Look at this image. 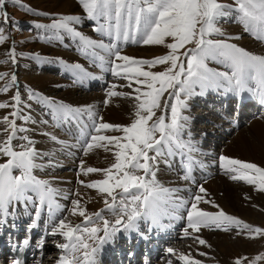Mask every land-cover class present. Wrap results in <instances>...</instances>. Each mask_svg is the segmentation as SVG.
Listing matches in <instances>:
<instances>
[{"label":"snow or ice","instance_id":"snow-or-ice-1","mask_svg":"<svg viewBox=\"0 0 264 264\" xmlns=\"http://www.w3.org/2000/svg\"><path fill=\"white\" fill-rule=\"evenodd\" d=\"M6 2L7 0H0V10L5 8ZM11 2L26 7L21 4V0H11ZM78 2L88 19L99 21L103 17L109 22L114 21V24H109V35H112L111 28L114 27L116 38L122 37L127 41L130 38L129 32L134 26L141 34L145 45H164L170 49V52L152 60H137L121 55L115 50V45L109 47L97 43L76 31L73 25L80 23L78 16H61L54 19L50 25H37L38 28L70 33L79 39L83 49H106L109 55L114 57L112 74L127 79L129 87L133 83L141 86L135 89L136 95L133 97L137 102L133 122L128 126L94 122V131L97 135H91L89 142L85 144V152L101 147L105 151L115 149V162L111 167L107 169L89 167L83 171L85 174L104 173L105 179L84 186L96 189L111 198V202L105 199L104 203L116 215V219L114 222L109 221L101 215V212L93 213L91 216L86 215V209L80 207V200H73L72 214L84 217V221L73 226L66 223L65 219H61L53 227L50 234L53 236L59 234L66 241L57 245L64 253L57 264H96V254L102 245L118 232L137 231L139 220L150 221L153 227L162 228L164 225L161 221L171 215L170 209H178L186 203L182 200L176 203L173 200L176 190L165 188L158 182L155 161L157 156L164 154L165 148L170 156L177 154L175 150H179L178 154L186 156L189 161L184 165L186 173L183 179L190 178L191 154L198 149L190 140L185 142L182 139V133L190 120V117L182 114V110L187 109L189 99L195 95H203L209 89H223L238 97L245 92L258 95L259 102L264 105V56L253 54L234 43L208 38L213 34L223 36L224 33L217 27V22L235 11L245 32L257 41L264 42V0H233L232 4H225L220 0H78ZM0 19L3 23L9 22L6 11ZM104 29L105 26L101 25L97 30ZM3 33V28H0V44L7 39ZM168 38H171L172 42L166 43ZM132 39L135 41L134 36ZM189 45L192 47H188ZM6 55L15 63L14 48ZM208 59H215L225 64L230 69V74L211 70L206 63ZM156 65H164L165 68L159 72L145 70V66L151 69ZM72 67L83 75H88L79 64ZM6 75L0 73V79H4ZM16 79L14 74L11 75L13 83ZM116 87L112 85V88ZM141 88L146 90L142 91ZM3 91H8V88L5 87ZM166 92L175 98V103L169 104L164 99ZM108 95L123 94L110 90ZM14 99L17 104L20 103L18 93ZM162 99L164 103H161ZM107 104L108 100H105V105ZM6 107L8 105L0 104V108ZM157 110H170V122H166L163 114L157 117ZM82 113L92 115L90 108H71L63 104L58 105L54 110V116L62 120L74 118ZM11 115L17 116V112H12ZM153 117H156L155 121L149 124V121H153ZM3 119L6 125L3 131L8 135L0 144V154L8 159L0 163V222L9 215V209L15 202L32 201L33 198L28 195L29 193L35 194L37 198L35 201L37 219L45 206L52 214L54 209L59 210L61 207L55 199L58 193L47 181L37 179L33 175V169L39 165L35 163L38 153L31 147L32 141L28 137H22L28 140V144L21 145L23 149L21 151L14 150L12 140L17 132L15 121H10L8 117ZM100 119L102 120V117ZM102 130L122 132L123 136L99 134ZM157 133L159 138L156 137ZM52 139L56 138L52 137ZM150 152H154L155 155H149ZM220 162L221 167L226 169L233 181H244L264 192V168L225 156L220 157ZM14 171H18L19 175H14ZM80 183L84 182L80 181ZM117 189L120 190L119 203H117V195H114ZM199 191L205 193L203 187H200ZM202 200V196H195V202L187 212L188 224L184 232L185 236L189 235L188 229L199 232L202 227H215L224 232L235 228L237 235L246 234L249 238L264 236V229L252 227L226 214L223 210L212 213L200 209L198 203ZM204 202L209 203V201ZM213 207L219 206L213 205ZM93 217L96 220H93ZM98 221H102V228L96 226ZM101 231L103 235H99ZM194 239L198 240L200 245L207 244L199 237ZM24 243L27 245L28 241L25 240ZM173 251L171 248L168 249L169 253ZM200 255L205 254L200 253ZM181 259L186 264H201L199 260L190 259L188 256H183ZM261 260H264V253L251 261H248L247 257L237 258L234 264H245V261H248V264H257ZM16 264L19 262L17 261Z\"/></svg>","mask_w":264,"mask_h":264},{"label":"bare ground","instance_id":"bare-ground-1","mask_svg":"<svg viewBox=\"0 0 264 264\" xmlns=\"http://www.w3.org/2000/svg\"><path fill=\"white\" fill-rule=\"evenodd\" d=\"M45 2H46L45 0L41 1V4ZM73 6L74 4H72V2H70L69 0H55L54 2L55 9L53 10H56L57 8H61V7L66 8ZM237 21L238 23H240L239 20ZM101 25H105V24H101ZM108 30H109V25H106L107 35H102L100 36L99 39L102 40L103 43L107 42L106 39L113 40V45L116 46L115 50H118L121 55H128L129 57L136 56L134 58H139V59L156 57L157 51H155V48L145 47L143 49H135L129 51L127 50L128 45H131V47L136 46L137 39L139 40L140 38V36H137L138 38L135 37V41H133L131 33L132 31L137 32L136 30L135 31L133 29L130 30L129 32L130 38L127 41L124 40L122 37L120 39H117L116 35L113 34L109 35ZM113 30H115L114 27L111 28V32ZM240 30L236 26H231L228 27L227 29L225 27L224 29L226 33L225 36L231 35L229 36L231 40L229 41L226 40L225 42L234 43L238 47L244 48L253 54L264 56V42L257 41L254 38L253 41L242 39V34H241L242 31ZM132 35H136V34H132ZM234 37H240V38L233 39ZM257 42H260L261 44H257ZM142 44L143 41H141L138 44V46ZM104 45L108 46L109 44H104ZM109 47L111 46L109 45ZM100 51L101 53L98 55H96L95 53H88L89 59L90 57H92L93 60L95 61V64L90 67H93L95 71L104 75L105 77L109 76L112 78L113 77L112 69H110L107 65H105V63L107 64L109 63L108 58H110L111 55H109L106 49H102ZM73 52L76 56L78 55V52H76L75 50H73ZM210 60L211 61L207 63V65L213 71L223 72L222 70H219L218 67L213 68L212 67L213 62L223 66L224 68L227 67L225 64L219 62L218 60L215 59H210ZM52 65L53 64L50 65L47 64L45 65V67H47V69H52L53 67H56V65H54L53 67ZM67 67L71 69L66 70L64 72L67 74V76H71L75 79V82L70 84H73L74 86L80 88L81 85H83V79H82L84 76L83 73H80L79 75L78 70L74 69L70 63L67 65H60L59 68L62 70V69H66ZM84 72L89 73L92 71L86 72V70H84ZM97 72L94 73L92 72L91 77L95 76ZM102 75H101L102 79H100L101 81H98L97 84L95 81L92 80L90 85H85L82 88L85 89L103 88L104 86L101 85H104L105 82ZM113 79L115 78H112V80ZM35 80L42 83H47V84L50 83V80L48 78H43V79L38 78ZM17 83H19V87H22V84L18 82V80ZM198 90L199 88L197 87L196 91L198 92ZM70 91H71L69 92L70 95H75L72 94L73 90ZM197 98H200L199 100L201 102L207 101V103L200 104L199 102V104L201 105L200 109L203 108V110H200L197 113L191 112V116L189 114L190 120L193 122L196 121L198 122L203 120L204 123L209 124V127L211 126L210 124H212L213 126H211L210 129H208V126L203 129L201 128V130L198 129L200 132H197L196 129L192 131V134H195L196 137L200 138L199 141L201 142H197L196 140H193L196 142V145H198V147L196 146L195 147L198 150L200 148V150L191 154L192 170L190 173V178L183 179L186 173V169L184 165L189 163V161L186 156H182L178 154L179 150H175L177 154L171 155V159H169L170 155H168L167 148H165L164 158L167 159L164 161L162 160V158L158 157L159 159L157 163L160 164L161 168L164 165L166 169L164 167L163 169L168 173H166L164 176L163 173L158 170V168L156 170V177L158 182L165 188L176 190L173 194V200L176 203H179L181 200L185 201L186 203L178 209H170L171 215L165 217L161 221V223L164 225V227L162 228L153 227L150 221L139 220L137 231L127 232L122 230L118 232L112 239H110L107 243L102 245L100 251L96 254V264H109V262H113V264H174L175 262L174 259L176 260L178 259L176 263L179 262V264L181 263L186 264V262L183 261L180 257L175 256L176 254H180V255L183 254L182 257L188 256L190 259L199 260L201 264H228V256L232 253L231 252L229 254V251H233V248L236 246L233 247L234 242H232L231 241L232 239L230 240L226 236L228 234H225L224 231L217 229L215 227H209V228L202 227L199 232H193L191 229H188L189 235L188 236L184 235L185 229L187 228V224H188L187 212L190 209L191 204L195 202V196L197 195L203 196V202L198 203V207L200 209L212 213L223 210L226 214L236 217L241 221H243L244 223L251 225L252 227H257L258 226L257 224L260 223L264 224V215H262V213L259 212V210H257V209L264 210V208L262 207L264 206V196H260V198L258 199L252 198L250 195L251 194L253 195L255 191L252 190H255L256 187L253 188V185L252 186L250 185L252 190L248 189L247 192L248 195L245 196L246 198L244 197L238 198V202H240L242 205L247 207L248 213H250V217H248V215L245 213L240 214L234 212L233 211L234 208L232 206L233 204L232 197L231 195L227 194V190L230 189L231 186H237V185L236 184L231 185V183H229L230 181L231 182L233 181L232 179L224 180L222 178H219L221 172L223 173L225 171L224 176L228 175L229 173L226 171V169L219 166L221 162L220 161L218 162L217 159L214 158L217 156L214 154L215 148L212 146V144L210 143L206 144V142L205 143L202 142L204 140H207V136L214 137L215 140H218L219 135L222 136L223 134H230L232 130L236 131L237 129H239V127L243 126V124L245 125L248 124V127L246 128L247 130L245 132L238 133L236 138H234L233 142L231 141L230 144L234 146L233 147L234 150L242 151L243 153L249 155L250 157L257 158L259 164L257 163L254 164H257V166L259 167L263 166L262 168H264V121L261 120V118L264 119V105H262L259 102L258 95H253L251 93L245 92L238 97L231 92H225L223 89H218V90L209 89L203 95H195L190 100L191 102H194L193 104H196L198 103ZM220 101L222 103H220ZM234 101L238 102L237 104H239L238 105L239 108H237L238 110L235 111V116L230 117V115H228L227 113H230L232 112V110H235ZM216 103L218 104L219 108L215 107ZM133 104L134 103L132 104L125 103L122 104V106L109 108L108 110L114 109L115 115L114 113H112V115L123 117L122 121L125 123L128 120V116L130 115L131 111L135 110L134 109L135 104L134 107ZM220 105H222L223 108H221ZM246 106L253 109L248 110L246 109ZM213 108H216L217 111ZM49 110L53 114L52 127H54V129L57 130L60 134L64 136L66 135V137L68 139H71V141L74 142V144L80 146L81 151H85L86 142H89L90 136L95 134L94 131L95 120L87 118L86 116L83 115V113L78 115L79 117L78 119L75 118H69L68 120L57 119L56 116H54V109L52 107H49ZM258 110L259 112L257 114L261 113L262 116L260 119H254L257 115L255 114V112H257ZM50 111H46L44 115L47 116L48 119L50 117ZM246 112L250 114V117H247ZM82 115L86 118L85 120L82 119L83 117ZM73 120H76V122H73ZM81 121L83 122L81 123ZM248 135L251 138L250 140H246L247 139L246 136L248 137ZM188 139L190 140L189 137H185L184 140L188 141ZM208 145H210V147H208ZM114 151H115L114 148L110 151H105L104 148H102L101 151L97 152L95 158H93L92 160L90 159L85 160V162L89 161L88 163L89 165H87V167H90L91 165L94 167L96 164L97 166L99 165V167L102 166V168L104 169L109 168L115 162ZM225 151L226 149H223V152H220V154L224 153ZM227 153L230 155L231 150H228ZM151 155H154V152H152ZM70 159L77 160L78 158L74 157ZM71 162L73 161L67 162L70 163L71 165L69 167H72L73 165ZM197 170H203L204 173L206 174V177L203 175L199 177L197 175L198 173L196 172ZM168 174L171 176L173 175L175 177H171ZM103 176L99 175L97 177L96 175H94L92 178L89 179H85L84 177H82L81 179L74 180V182L76 183L77 181L79 184H81L80 181L91 182L95 180H100L103 178ZM216 177H218V179H214ZM69 178L71 179V177ZM200 187H203L205 189V193L210 192V194H208L207 196L201 193L199 191ZM64 192H68V191L64 190ZM64 192L62 191H60L59 193L57 192L58 194L55 197L56 202L61 206L60 209L59 210L54 209L53 213L50 214L47 210V207L45 206L41 210L39 219H37L35 216V210L37 206L35 201L37 198L33 193L28 194L32 196L33 198L32 201L15 202L10 207L9 215L7 217H4L2 222H0V264H4V263L16 264L17 261L19 262V264H45V263L48 264L47 262H52L53 264V261L55 259H52V257L46 259L47 254L50 251H52L54 247L59 249L57 247L58 244H62L66 242L61 235L57 234L53 236L50 234L53 227L59 223V220L62 219V217H64L63 219L66 220V223L73 226L77 224H82L84 221V217L72 214L73 204L71 201V194L70 193L67 194ZM258 195L259 194H257V196ZM74 198H75L74 200H80V207L86 209V215L91 216L93 213L101 212V215L105 219H108L109 221L114 222V220L116 219V215H114L113 212L109 210L104 203L105 199L110 198L106 194L95 193V191L90 193V191H86L85 189H81V190L79 189V195H76ZM235 198H237V195H235ZM204 201H209L211 204L218 205L219 207L218 208L213 207L205 203ZM117 203H119V201ZM252 207L254 208L253 210ZM93 220H96V218L93 217ZM33 222H35V226H33ZM96 226L102 228L103 227L102 221H98ZM99 235H103V232L101 231ZM242 235L244 237V235L246 234H242ZM186 237L188 238L190 237L191 239H194V237H199L200 239H204L207 242V244L200 245L198 241H193L187 243V247L185 248L182 247L179 249L176 248L177 245L182 240H185L184 238ZM212 238L216 240L213 242ZM25 240L28 241L29 250L27 252L26 257H24L22 260H19L15 253L23 244H25L24 243ZM239 240H240V244L238 243L239 241L237 240L238 241L236 243L237 245H241L242 243H245L244 241H241V239ZM88 242L92 243V241H88ZM248 244L249 243L242 246L244 247V249H248L247 247H249V250H252V252L254 247H256L258 250V247L261 245L260 242L257 243V245L254 244L253 242L252 243L250 242V245ZM211 246H213L214 248L218 247L219 250H213ZM169 248L174 250L173 253L168 252ZM238 248L241 252L242 247L240 246ZM128 249H131L130 250L131 252H135V256H131L129 258L130 261L128 259H127L128 261H126L125 258ZM177 251L180 253H178ZM8 252L11 254L12 257L11 259H9L10 254ZM144 253L148 255V258H146L142 262V255ZM200 253H204L205 255H200ZM63 254L64 253L61 250V253L60 255H58V258H60V256ZM78 255H80V253H78ZM240 256L241 255H238L237 257ZM55 257L57 256L55 255ZM55 262L54 263L57 264L58 261Z\"/></svg>","mask_w":264,"mask_h":264},{"label":"rangeland","instance_id":"rangeland-1","mask_svg":"<svg viewBox=\"0 0 264 264\" xmlns=\"http://www.w3.org/2000/svg\"><path fill=\"white\" fill-rule=\"evenodd\" d=\"M41 1H44V0H21V4L25 5L26 7H20L18 5L13 4L11 0H7L5 8L3 10H0V17H2V14L4 11L7 12L8 17H9L8 23H3L2 19H0V28H3L4 30L3 34L7 37L5 42L3 44H0V73L7 74L4 79H0V104L8 105V107L6 108H0V144H2L3 141L7 139L8 133L3 131L4 128L6 127L3 118L8 117L10 121H15L16 128H17L15 138L12 140V145H13L14 150L16 151L23 150L21 148V145H27L28 140L22 139V137H28V139L32 141L31 147L35 148L36 152L38 153V156L35 158V163L39 165V167L33 169V174L37 177V179L44 180V181L48 180L47 182L49 183V185L52 188L57 189L58 193L60 191L64 192V190L65 191L67 190L68 192H64V193H67V194L70 193L71 201H73L75 199L74 197L76 196L75 194L79 193V189L80 190L85 189L86 191H90V193L94 191L95 193H100L98 190L90 189L88 187H85L84 185L105 179L104 173L95 172V173L85 174L83 170L89 168L87 167V165H89L88 164L89 161L85 162V160L87 159L92 160L93 158H95L97 155V152L101 151L103 147L93 148L92 150H89L87 152L81 151L80 146L74 144V142H72L71 139H68L66 135L64 136L60 134L57 130L54 129V127H52L53 126L52 125L53 124L52 123L53 114L49 110V107H52L55 110V108L58 105L63 104L71 108H90L92 115L90 116L88 113H83V115L86 116L87 118L95 120L96 124H99L101 122H106L112 125H120V126L127 125L128 126L135 119L134 113L136 111V108L134 107V104L136 105L137 103L135 99L133 98L136 95L135 89L141 86L133 83L132 86L129 87L128 86L129 81L127 79H124L122 77H117L112 74L113 76L112 78H115L112 80L111 77L109 76L105 77L104 75L95 71L93 67H90L95 64V61L93 60L92 57H90L89 59L88 53H95L96 55H98L101 53L100 50L102 49H99V48L93 49V50L83 49V45L81 44L79 39L77 37H74L70 33H66L63 31L56 32L48 28H38L37 27V25H45V26L50 25L51 23H53L54 19L59 18L61 16H67V15L78 16L80 17V23L74 24L73 25L74 29L80 32L82 35L87 36L88 38H90L91 40L97 43H103L102 40H100L99 38L102 35H107L106 25H109L110 23L114 24V21L109 22L106 18H103V17L100 18L99 21L88 19L86 12L84 11L83 7L78 2V0H69L70 2H72V4H74L73 7H66V8L61 7V8H57L56 10H53L55 9L54 8L55 0H45L46 2L42 4H41ZM220 2L225 3V4H232L233 0H220ZM29 9L31 11H29ZM35 13H46L47 15H36ZM237 16H238V13L235 11H232L229 14V16H227L226 18H221L217 22V27L224 33V35L219 36V35L213 34L212 36L208 38L214 39V40L229 41L231 40V38L229 37L231 35L225 36L226 33L224 29L225 27L227 29L228 27L236 26L239 30L241 29L240 31H242L241 32L242 39L253 41V37L249 33L245 32L244 26L241 23H238ZM101 24H105L104 25L105 29L98 31L97 29L100 28ZM131 29L135 31L134 26ZM112 34L115 35V30L112 31ZM132 34H136V35H132ZM131 36L132 37L140 36V38L139 40L137 39L136 46L131 47V45H128V48H127L128 51L135 50V49H143L145 47L155 48V51H157L156 57L167 55L170 52V49L166 48L164 45L144 46L145 44L143 43L142 44L143 46L142 45L138 46V44L142 41V36L139 32L132 31ZM106 40L107 42L103 44H109L110 46L113 45V40L111 39H106ZM170 42H172L171 38H168L166 40V43H170ZM257 44H261V43L257 42ZM188 47H192V45H189ZM13 48L15 50V63H13L11 58L8 55H6ZM73 50L78 52L77 56L74 54ZM134 57L136 56H132L131 58H134ZM113 58L114 57L111 56L110 58H108L109 63L108 64L105 63V65H107L110 69L113 68V63H112ZM135 59L152 60L154 58H140V59L135 58ZM181 59H184V57H181ZM79 60H82V61H79ZM210 61L211 60L208 59L206 63H209ZM69 63L72 66L79 64L82 69L86 70V72L87 71H92L93 73L97 72L96 75L93 77H91L92 72H89V73L87 72L88 75L87 76L84 75L82 78L83 85H81L80 88H82L85 85H90L92 80L95 81L97 84L98 81H101L100 79H102L101 75L103 76L104 82H105V84L101 86H104V87L101 89H95V88L94 89H90V88L80 89L77 86L70 84V83L75 82V79L71 76H67V74L64 71L69 70L71 68L67 67L66 69H62V70L59 68L60 65H67ZM117 63H122V62L117 61ZM47 64L48 65L53 64L52 67L54 65H56V67H53L55 69H53L52 67H51L52 69H47V67H45V65ZM212 67L213 68L218 67L219 70H222L223 72H228L230 74V69L228 67L224 68L223 66L217 63H214V62L212 63ZM164 68H165L164 65H156L154 68H151V69H148L147 66H145V70H151L153 72L162 71L164 70ZM13 74L17 77L15 83L11 81V75ZM79 75H80V72H79ZM38 78L40 79L48 78L50 80V83L47 84V83H42V82L35 80ZM95 78H98V79H95ZM17 80L18 82L22 84V87H19V83H17ZM112 85H116L117 87L112 88ZM5 87L8 88V91L6 92L3 91ZM70 90H73L72 94H75V95H70L69 94V92H71ZM110 90L115 91L117 93L122 92L121 94L123 95L109 96L108 92ZM141 90L144 91L146 89L141 88ZM17 93L20 96L19 104H17L14 99ZM181 98H183V96ZM164 99H166L169 104L175 103V98L172 96H169V93L167 92L164 93ZM164 99H162L161 103H164ZM199 99L200 98H197L198 103L196 104H193L194 102H191V100L189 99L187 101V103H189L188 107L187 109L182 110V114L189 117V114L191 116V112L197 113L200 110H203V108L200 109V106H201L200 104L201 103L206 104L207 101L201 102ZM105 100H108L107 105H105ZM234 102H235V105H234L235 110H232V112L227 113L228 115H230V117H234L235 111L238 110L237 108H239L238 107L239 104H237L238 102L236 101ZM125 103L126 104L134 103L133 107L135 110L131 111L129 115L130 117L128 116V120L124 123L122 121L123 117L112 115V113H114V109L113 110H108V109L122 106V104H125ZM220 103L222 102L220 101ZM220 106L221 108H223L222 105ZM215 107L219 108L217 103L215 104ZM216 108H213V109L216 110ZM246 109L252 110L253 108L246 106ZM46 111H50L49 119L47 116H44ZM12 112H17V116L13 117L11 115ZM258 112L259 110L255 112V114H257ZM162 114L165 115L166 122H170V115H171L170 110H165V111L157 110L156 112L157 117ZM246 115L247 117H250V114L247 113ZM261 116L262 114L259 113L256 115L254 119H260ZM83 117L82 119L85 120L86 118L85 117L83 118ZM101 117H102V120L100 119ZM74 118L78 119L79 117L76 116ZM155 119L156 117H153V121H149V124L153 123ZM261 120L264 121V119L262 118ZM73 122H76V120H73ZM82 122L83 121H81V123ZM192 122L193 121L189 120L187 127L184 129L182 133V139L184 140L185 137H189L190 141L193 142L196 147H198V145H196V142L193 140H196L197 142H201L199 141L200 138L196 137L195 134H192V131L196 129L197 132H200L199 130H201V128L203 129L208 126V129H210V127L213 125L210 124L211 126L209 127V124L204 123L203 120L198 121V122L196 121L193 123ZM247 127H248V124L246 125L243 124V126L239 127V129H237L236 131L232 130L230 134H223L222 136L219 135L218 140H215L214 137L209 136L210 137L209 138L207 136V140H204L202 142L204 143L206 142V144H209V143L212 144V146L215 148L214 154L218 157V158L217 157H214V158L217 159L218 162L220 161L221 156H225V157L232 158V159H239L244 162H251V163L253 162V163L259 164L257 158L250 157L249 155L243 153L242 151L234 150L233 148L234 146L230 144L231 141L233 142V139L236 138L237 134L241 132H245L247 130L246 129ZM19 129H24L25 131H20ZM99 134L108 135V136H113V135L123 136L122 132H115V131H103L102 130V132ZM94 135H97V133H95ZM52 137H55L56 139L53 140ZM156 137L159 138V133L156 134ZM246 138H247L246 140L251 139L249 135L248 137L246 136ZM188 141H185V142H188ZM208 147H210V145H208ZM223 149H226V151L220 154V152H223ZM228 150H231L230 155L227 153ZM151 154L152 152L149 153V155ZM164 155L165 153L163 154V156L161 155V156L156 157L155 165L157 166L156 170L158 168V170L161 171L163 175L165 176V174L168 173L167 171H164L163 169V167L165 168V166L163 165V167L161 168L160 164L157 163L159 158H162V160L164 161L167 159V158H164L165 157ZM74 157L78 159L77 160L70 159ZM7 159L8 158L5 157L3 154H0V163L6 162ZM169 159H171V156ZM69 160L73 161L71 162L73 164L72 167H69L71 165L70 163H67V162H70ZM219 166H221V164ZM90 167L96 168V169H104L102 168V166L99 167V165L97 166L96 164L94 167L92 165ZM262 167L263 166H261V168ZM196 172L198 173L197 175L199 177H201L202 175L206 177V174L204 173L203 170H197ZM138 174H142V173H138ZM224 174H225V171L223 173L221 172L219 178H222L224 180L231 179V178H228L230 177V174L226 176H224ZM14 175H19V172L14 171ZM94 175H96L97 177L99 175L100 176L104 175V176L100 180H95L91 182L83 181L84 182L83 184H79L77 181L76 183L74 182V180L81 179L82 177H84L85 179L92 178ZM63 177L65 180L63 179ZM69 177H71L72 180ZM171 177H175V176L172 175ZM214 179H218V177ZM229 183H231V185L232 184L237 185V186H231L230 189L227 190V194L231 195L232 197V203H233L232 206L234 208L233 211L236 213H240V214L245 213L248 215V217H250V213H248L247 207L242 205L240 202H238V198H243V197L246 198L245 196L248 195L247 193L248 189H251L252 185L250 186L244 181H232V182L230 181ZM253 188H255V186H253ZM252 191H255L253 193L254 197L252 194L250 195L252 198L258 199L260 198V196H264V192H260L257 188H255V190H252ZM119 193H120L119 189H117L116 192L114 193V195H117V202L120 200ZM203 194L208 196L210 192H206ZM257 194L259 195L257 196ZM235 195H237V198H235ZM108 200L111 202V198H109ZM201 202H203V200ZM207 204L213 206V204H211L210 202ZM262 207L264 208V206ZM253 209L254 208L252 207V210ZM257 210H259V212H261L262 215H264V210H260V209H257ZM63 218L64 217H62V219ZM257 225L260 228L264 229V224L260 223ZM236 232H237V229L235 228H233L232 231L225 232V234H228L226 236L230 240L232 239L231 241L235 243V244L233 243V247L234 246L237 247V248L234 247L233 251H229V254L231 252L232 253L230 254L231 256L230 255L228 256V264L229 263L233 264L234 260L237 258L247 257V256H248L247 257L248 259L250 258L248 261H251L256 256L264 253V236L257 235L253 239V238H249L247 235H244V237L243 235H237ZM184 239L185 240H182L177 245L176 248L178 249L181 247L185 248L187 247V243L198 241V240L191 239L190 237L189 238L186 237ZM212 239H213L212 240L213 242L216 240L214 238ZM239 239H241V241H244L245 243H242L241 245H237L236 243L238 241H239L238 243L240 244ZM250 239H253V240H250ZM249 241L251 243L253 242L256 245L257 243L260 242L261 245L258 247V250L256 247H254L253 252L252 250H249V247H247L248 249H244L242 245H245L247 243H249L248 245H250ZM240 246L242 247L241 252L238 248ZM211 247L213 248V250H219L218 247L216 248H214L213 246ZM60 253H61V249H57L54 247V249L47 254L46 259H48L49 257H52V259H55L53 261V264H55L56 263L55 261L59 260L58 255H60ZM132 254L134 255V253ZM55 255L57 257H55ZM182 255L176 254L175 256H178L181 258ZM238 255H241V256L237 257ZM126 256L128 257L131 256V252H128ZM146 258H148V255L144 253L142 255V262ZM174 260H175L174 264H179V262L176 263L178 259L177 260L174 259ZM248 261H245L246 262L245 264H248ZM47 263L52 264V262H47ZM257 264H264V260L257 262Z\"/></svg>","mask_w":264,"mask_h":264}]
</instances>
